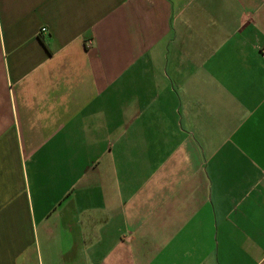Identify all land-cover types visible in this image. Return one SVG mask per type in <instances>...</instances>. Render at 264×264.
<instances>
[{
	"label": "crops",
	"instance_id": "1",
	"mask_svg": "<svg viewBox=\"0 0 264 264\" xmlns=\"http://www.w3.org/2000/svg\"><path fill=\"white\" fill-rule=\"evenodd\" d=\"M263 43L264 0H0V264H264Z\"/></svg>",
	"mask_w": 264,
	"mask_h": 264
},
{
	"label": "built area",
	"instance_id": "2",
	"mask_svg": "<svg viewBox=\"0 0 264 264\" xmlns=\"http://www.w3.org/2000/svg\"><path fill=\"white\" fill-rule=\"evenodd\" d=\"M45 29L46 28L44 26H40L38 31L42 32V31H45ZM259 52L264 56V43L260 46Z\"/></svg>",
	"mask_w": 264,
	"mask_h": 264
}]
</instances>
